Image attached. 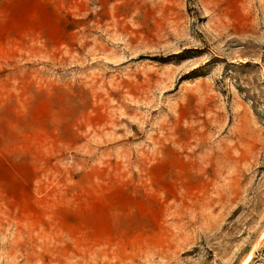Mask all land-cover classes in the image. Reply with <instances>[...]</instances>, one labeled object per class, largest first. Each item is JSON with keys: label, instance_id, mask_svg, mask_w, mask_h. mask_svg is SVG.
<instances>
[{"label": "rangeland", "instance_id": "rangeland-1", "mask_svg": "<svg viewBox=\"0 0 264 264\" xmlns=\"http://www.w3.org/2000/svg\"><path fill=\"white\" fill-rule=\"evenodd\" d=\"M0 264H264V0H0Z\"/></svg>", "mask_w": 264, "mask_h": 264}]
</instances>
